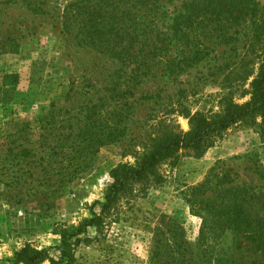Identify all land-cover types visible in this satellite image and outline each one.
Instances as JSON below:
<instances>
[{"label": "trees", "instance_id": "obj_1", "mask_svg": "<svg viewBox=\"0 0 264 264\" xmlns=\"http://www.w3.org/2000/svg\"><path fill=\"white\" fill-rule=\"evenodd\" d=\"M60 17L64 29H75L78 45L94 48L120 64L106 76L97 102L87 97L76 114L68 109L64 120L59 119L62 109L54 107L36 120L34 128L41 130L39 136L46 135L43 139L55 136L54 130L61 127L68 129L61 141L53 138V143H46L47 152L37 161L45 179L58 176L53 184L60 187L90 168L101 146L118 140L138 90L139 99L161 100L165 82L178 83L180 74L198 63L216 60L210 55L209 25L217 44L231 40L234 45L245 38L250 50L240 55L241 66L235 62L231 70L227 61L216 68L215 74L229 84L219 97L218 111L192 112L180 101L162 104L164 116L156 121L160 130L145 143L147 149L138 153L134 164L119 163L111 169L112 181L103 200L91 205H97L98 212L92 210L76 226L59 228L60 240L53 247L56 259L51 248L26 242L14 251L12 264L45 260L74 264L80 235L88 227L111 223L120 203L143 191L150 181L159 182L157 167L164 161L175 162L180 150L199 157L216 137L240 123L256 126L264 142V5L256 0H67ZM246 26L253 31L250 38ZM253 59L256 70L247 67ZM90 87L88 82L82 88ZM84 94L89 92L74 91L71 101ZM244 96L248 98L236 101ZM178 115L188 118L186 132L177 130ZM30 154L29 149L20 150V155ZM245 157V178L233 167L215 165L203 181L183 192L190 213L200 219L194 241H189L176 218L160 216L151 229L148 264H264V164L256 156ZM18 169L21 174L10 175V182L27 189L24 171Z\"/></svg>", "mask_w": 264, "mask_h": 264}, {"label": "rangeland", "instance_id": "obj_2", "mask_svg": "<svg viewBox=\"0 0 264 264\" xmlns=\"http://www.w3.org/2000/svg\"><path fill=\"white\" fill-rule=\"evenodd\" d=\"M66 1L0 0V264H12L14 251L26 242L37 248H51L49 252L56 259L57 250L53 247L60 240L59 228L76 226L90 217L92 210L98 212V206L91 205L103 200L112 181L111 169L119 163L134 164L138 153L147 149L145 143L160 130L156 121L164 116L162 104L180 101L192 112L218 111L219 97L229 84L222 75L215 74L216 68L227 61L231 70L235 62L241 66L240 55L250 50L245 38L234 45L231 40L217 44L216 32L209 25L210 55L216 60L198 63L180 74L178 83L165 82L161 100L139 99L138 90L118 140L101 146L92 166L60 187L53 184L58 176L45 179L37 161L47 152V144L53 143V138L61 141L62 133L68 129L61 127L54 130L55 136L43 139L46 135L39 136L41 130L34 128L36 120L53 107L62 109L59 119L64 120L66 111L71 109V115L76 114L87 97L97 102L106 76L120 66L96 49L78 45L75 29L63 28L60 15ZM256 1L264 5V0ZM244 32L252 37L251 28L246 26ZM236 54L238 58L234 57ZM255 62L253 59L247 67L256 70ZM3 75L8 77L3 79ZM88 82L92 87L82 88ZM79 90L88 91V96L77 95V101L72 102L71 96ZM175 119L177 130L183 133L189 129L188 118L178 115ZM23 148L31 154L20 155ZM247 154L264 164V142L257 127L243 123L216 137L199 157L180 150L175 162L164 161L157 167L159 182L150 181L143 191L120 203L111 223L88 227L80 235L74 264H148L151 229L163 214L176 218L189 241H194L200 219L190 213L183 192L203 181L215 165L233 167L245 178ZM18 168L24 171L27 189L10 182V175L21 174ZM40 264L50 263L45 260Z\"/></svg>", "mask_w": 264, "mask_h": 264}]
</instances>
